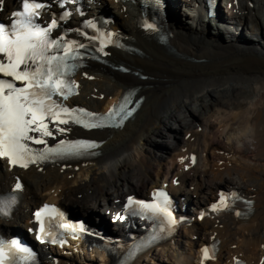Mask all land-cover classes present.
I'll list each match as a JSON object with an SVG mask.
<instances>
[{
  "label": "bare ground",
  "instance_id": "6f19581e",
  "mask_svg": "<svg viewBox=\"0 0 264 264\" xmlns=\"http://www.w3.org/2000/svg\"><path fill=\"white\" fill-rule=\"evenodd\" d=\"M15 1H4L1 17ZM98 1L101 7L88 9L86 18L103 19L104 29L135 50L102 49L105 63L89 61L77 74L73 105L103 111L128 88H137L144 101L122 129L85 134L104 141L94 160L26 170L2 162L0 192L13 188L17 178L21 188L12 219H0V228L26 231L31 209L47 201L94 217L93 224L100 219L105 228L118 200L158 184H166L180 207L186 204L196 216L223 187L252 199L245 220L193 219L133 264H198L199 248L211 239L220 241L211 264H230L236 257L251 264L263 258L264 264V0H218L216 19H207L201 0H169L165 44L141 29L138 6ZM93 36L88 32L83 39L97 48ZM119 65L131 72L115 70ZM67 130L69 137L80 135ZM88 250H78L82 259L95 253L104 264L114 261L95 247ZM67 254L50 249L46 262L54 264L59 256L57 264H74L70 260L79 258Z\"/></svg>",
  "mask_w": 264,
  "mask_h": 264
},
{
  "label": "snow or ice",
  "instance_id": "6c2138e0",
  "mask_svg": "<svg viewBox=\"0 0 264 264\" xmlns=\"http://www.w3.org/2000/svg\"><path fill=\"white\" fill-rule=\"evenodd\" d=\"M3 2L4 0H0V6ZM41 7L42 5L34 0L33 2L23 0V11L12 13L14 19L9 27L0 22V54H3V57H0V73L4 77H11L13 81H22L24 84L23 87H17L13 82L0 79V157H7L11 165L18 164L25 168L29 163L47 160L52 156L76 155L98 146L86 141L61 140L54 148H45L44 151L33 153L25 141L44 144L43 137L53 135L48 124L45 123L48 118L57 125L68 124L71 121L86 128H96L106 126V121L120 126L132 115V111L126 109V104L129 102L126 98L122 99L119 105L110 108L104 116L84 109L69 110L52 100L53 95H60L67 99L68 95L72 94L75 82L67 80L66 77L71 75L77 65L69 61L79 60L78 49L85 45L77 44L74 40L61 43L64 37L49 39V34L56 27V20L54 19L44 28L35 24L33 18L38 15L37 10ZM88 26L95 27L92 24ZM148 27L152 26L148 25ZM108 40L111 42L110 34ZM61 48L63 55L56 54ZM4 58L6 63L3 62ZM57 131L64 132L65 129L57 126ZM31 132L39 133L40 138L29 135ZM15 188L18 190L21 185L17 183ZM153 197L151 203L129 197L127 206L135 205L141 212L161 219L162 223L174 224L175 220L167 194L164 191H156ZM225 200L226 198L221 195L219 204H213L212 210L228 208L229 205ZM14 203L15 198L0 200V216H7ZM46 216L49 217L47 227L44 220ZM55 216L63 219L57 209L48 205H44L35 213L36 220L40 224L37 239L41 242L45 237L54 235L51 231V220ZM58 226L71 229L73 232L84 231L83 225H69L61 222ZM213 255L214 252L210 254L209 248H203L201 264L213 258ZM34 259L32 251L21 246L16 240L10 243L0 240V264H30Z\"/></svg>",
  "mask_w": 264,
  "mask_h": 264
},
{
  "label": "rangeland",
  "instance_id": "374dc122",
  "mask_svg": "<svg viewBox=\"0 0 264 264\" xmlns=\"http://www.w3.org/2000/svg\"><path fill=\"white\" fill-rule=\"evenodd\" d=\"M242 36L248 38L249 37V34L244 31V32H242ZM156 151H159V150L156 149ZM49 193H50V191H49ZM74 212H76V211H74ZM70 263H74V264H104L103 260L100 259V257L98 255H96L95 253H93L89 257V261L88 260H85V259H82V257L80 256L78 259H74V262H73V260H70ZM148 263H152L153 264V262H148Z\"/></svg>",
  "mask_w": 264,
  "mask_h": 264
}]
</instances>
